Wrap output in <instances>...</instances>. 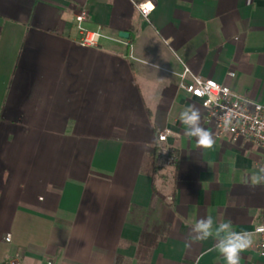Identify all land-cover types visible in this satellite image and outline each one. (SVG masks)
<instances>
[{
  "label": "crops",
  "instance_id": "crops-1",
  "mask_svg": "<svg viewBox=\"0 0 264 264\" xmlns=\"http://www.w3.org/2000/svg\"><path fill=\"white\" fill-rule=\"evenodd\" d=\"M81 11L96 48L78 43ZM185 68L264 105V0H156L148 18L132 0H0V264H226L215 237L190 238L206 216L257 241L264 161L250 140L216 137L178 88ZM189 106L211 148L185 134ZM164 130L176 164L153 184ZM152 229L164 239L145 261ZM239 264L264 258L250 247Z\"/></svg>",
  "mask_w": 264,
  "mask_h": 264
},
{
  "label": "built area",
  "instance_id": "built-area-1",
  "mask_svg": "<svg viewBox=\"0 0 264 264\" xmlns=\"http://www.w3.org/2000/svg\"><path fill=\"white\" fill-rule=\"evenodd\" d=\"M132 1L135 10L143 18H148L156 6V0ZM149 4H151L150 8L147 7ZM86 18L85 11L75 16L76 29L80 36L78 43L83 47L96 48L104 36L100 28L96 31L85 29L83 23ZM228 77H234V73H228ZM178 88L200 102L205 111V122L214 127L217 138H228L232 142L239 139L250 140L259 150L264 161V105L245 99L230 87L214 80L190 74L187 68L180 74ZM170 135L171 132L167 130L157 135L159 146L157 154L164 162L163 168H172L175 162V153L167 145ZM252 233L258 239L251 248L264 258V214L262 222L253 228ZM5 242L10 243L9 235L6 236ZM8 264H24L23 254L15 252L9 257Z\"/></svg>",
  "mask_w": 264,
  "mask_h": 264
},
{
  "label": "clouds",
  "instance_id": "clouds-1",
  "mask_svg": "<svg viewBox=\"0 0 264 264\" xmlns=\"http://www.w3.org/2000/svg\"><path fill=\"white\" fill-rule=\"evenodd\" d=\"M182 123L186 126L185 134L195 137L196 142L203 148H211L214 141L210 132L200 124V112L193 106L185 108L179 116ZM252 183L264 182V166H260L258 172L251 177ZM212 216L198 219L191 228L190 238L195 241H206L215 237L217 250L226 260V264H239L240 253L253 245L252 234L248 232H237L233 230L231 220L219 222L214 229Z\"/></svg>",
  "mask_w": 264,
  "mask_h": 264
},
{
  "label": "trees",
  "instance_id": "trees-1",
  "mask_svg": "<svg viewBox=\"0 0 264 264\" xmlns=\"http://www.w3.org/2000/svg\"><path fill=\"white\" fill-rule=\"evenodd\" d=\"M158 144L155 145L153 154H152V182L153 184L158 179V172L163 166L162 160L159 158V155L157 154L158 151ZM176 164V156H175V162H173V167ZM173 177V174H170ZM154 186V185H153ZM155 194H157L156 189L154 190ZM164 237L159 236L157 229L150 230H143L139 239V242L137 244V252H140L142 250L145 251V261H147L154 249L157 247L158 243L162 241ZM113 264H125V259L121 256H116L114 259Z\"/></svg>",
  "mask_w": 264,
  "mask_h": 264
},
{
  "label": "water",
  "instance_id": "water-1",
  "mask_svg": "<svg viewBox=\"0 0 264 264\" xmlns=\"http://www.w3.org/2000/svg\"><path fill=\"white\" fill-rule=\"evenodd\" d=\"M119 37L122 38V39H127L128 38V34L125 33V32H120L119 33Z\"/></svg>",
  "mask_w": 264,
  "mask_h": 264
},
{
  "label": "snow or ice",
  "instance_id": "snow-or-ice-1",
  "mask_svg": "<svg viewBox=\"0 0 264 264\" xmlns=\"http://www.w3.org/2000/svg\"><path fill=\"white\" fill-rule=\"evenodd\" d=\"M147 7H149V8H150V7H151V4L147 5Z\"/></svg>",
  "mask_w": 264,
  "mask_h": 264
}]
</instances>
